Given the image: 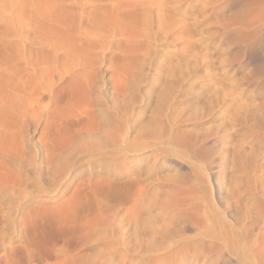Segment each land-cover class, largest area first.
<instances>
[{
  "label": "rangeland",
  "instance_id": "1",
  "mask_svg": "<svg viewBox=\"0 0 264 264\" xmlns=\"http://www.w3.org/2000/svg\"><path fill=\"white\" fill-rule=\"evenodd\" d=\"M217 1L0 0V264H264V0Z\"/></svg>",
  "mask_w": 264,
  "mask_h": 264
},
{
  "label": "bare ground",
  "instance_id": "2",
  "mask_svg": "<svg viewBox=\"0 0 264 264\" xmlns=\"http://www.w3.org/2000/svg\"><path fill=\"white\" fill-rule=\"evenodd\" d=\"M45 1V0H44ZM50 1V0H49ZM48 0H47V2H49ZM219 1V0H218ZM217 1V2H218ZM221 1V0H220ZM231 1V0H230ZM234 1V0H233ZM239 1V0H238ZM241 1V0H240ZM245 1H247V0H245ZM254 2H258V0L256 1V0H253ZM262 1V0H261ZM30 2V1H29ZM223 2V1H222ZM225 2V1H224ZM228 2H229V0H228ZM242 2V1H241ZM243 2H244V0H243ZM242 2V3H243ZM247 2H250V1H247ZM110 3V2H109ZM234 3V2H233ZM251 3V2H250ZM253 3V2H252ZM259 3V2H258ZM262 3H263V1H262ZM49 4H50V2H49ZM105 4V3H104ZM112 4V3H111ZM151 4V3H150ZM232 4V3H231ZM249 4V3H248ZM247 4V5H248ZM261 4V3H260ZM27 8L28 9H30V8H32V5H33V3H27ZM52 4H50V6H51ZM119 5V4H118ZM112 5L113 7L110 9V10H108V7H107V9H105L104 10V12L103 13H105V15L107 16V19L106 18H100V16H99V18H96V17H98L96 14H91V15H93L92 16V19H91V22H92V25H98V26H101L102 24H103V26H107V23H112L113 21H110V20H108L109 19V16L111 15L113 18H117V16H119L121 13V5ZM219 5V4H218ZM243 5V4H242ZM254 5L256 6L257 5V7L259 6L257 3H254ZM253 5V6H254ZM43 6V5H42ZM46 6H48L47 4H46ZM53 6V5H52ZM52 6H51V8H52ZM107 6V5H106ZM109 6V5H108ZM255 6H254V8L251 10L250 9V11H251V15H252V12H253V10L255 9ZM264 6V5H263ZM53 7H55V6H53ZM103 7V6H102ZM220 7V6H219ZM249 7H252V5L250 6V4H249V6L248 7H246V9H248ZM262 7V6H261ZM41 9V8H40ZM56 9V8H55ZM258 9H261V8H258ZM262 9H264V7L262 8ZM261 9V10H262ZM54 10V9H53ZM99 10V9H98ZM108 10V11H107ZM217 10V9H216ZM257 10V9H256ZM255 10V11H256ZM30 11H31V9H30ZM60 11H61V9H60ZM103 10H101V12H102ZM249 11V10H248ZM250 11H249V13H250ZM258 11V10H257ZM52 12V9H51V11H50V13ZM124 12V11H123ZM128 12H130V11H128ZM262 12H263V10H262ZM102 13V14H103ZM134 13V12H133ZM254 13V12H253ZM256 13L257 12H255L254 14V16H256ZM258 13H261V11L260 12H258ZM257 13V14H258ZM263 14H264V12H263ZM122 15V14H121ZM251 15H249V16H251ZM262 15V14H261ZM135 16V15H134ZM170 16V15H169ZM246 16V15H245ZM253 16V15H252ZM251 16V17H252ZM45 17V16H44ZM44 17H42L41 18V20L42 21H48V24H49V29H47V31H45L42 35H40V38H42V39H45V40H48V39H51V38H58V37H60V38H62V39H66L67 38V33L66 32H64L63 31V26H61L62 28V31H60L59 29H57V30H55L54 28H53V26L54 27H56V26H58L59 24H55L54 25V23L55 22H57V20L55 21V20H52V19H50L49 17H46V18H44ZM122 17V16H121ZM257 18V20L258 19H260V18H262V17H260V18H258L259 16H256ZM128 18V17H127ZM130 18V17H129ZM128 18V19H129ZM132 18H134L133 16H132ZM244 18V17H243ZM247 18H248V16H247ZM250 18V17H249ZM248 18V19H249ZM253 18H255V17H253ZM253 18H251V19H253ZM264 18V17H263ZM241 19V18H240ZM239 19V20H240ZM244 19H246V18H244ZM133 20V19H132ZM135 20V19H134ZM134 20H133V22H134ZM247 20V19H246ZM256 20V21H257ZM261 20V19H260ZM90 21V20H89ZM88 21V22H89ZM101 21H102V24H101ZM245 21V20H244ZM249 21H250V19H249ZM263 21H264V19H263ZM262 21V22H263ZM129 22H131V18H130V21ZM179 22H182V21H179ZM233 22H235V21H233ZM238 22V24H239V21H237ZM237 22H236V24H237ZM250 22H252V20L250 21ZM250 22H249V24H250ZM253 22H255V20L253 21ZM261 22V23H262ZM58 23V22H57ZM132 23V22H131ZM245 23H247V22H245ZM245 23H244V25H245ZM257 23V22H256ZM99 24H101V25H99ZM130 24V23H129ZM241 24H243V23H240L239 25V29L241 28ZM253 24V23H252ZM258 24H259V21H258ZM258 24H256V25H253L254 27H256ZM132 25H134L133 27H135L136 25L135 24H133L132 23ZM131 25V26H132ZM191 25V24H190ZM231 25V24H230ZM244 25H242V27L244 26ZM45 26V25H44ZM65 26V25H64ZM248 26H250V25H248ZM260 26H261V24H260ZM263 26V25H262ZM66 27V26H65ZM228 27H229V25H228ZM251 27L252 26H250L249 28L248 27H246L245 26V28H248V30L249 29H251ZM225 28V27H224ZM253 28V27H252ZM256 28H258V27H256ZM261 28H263V27H261ZM260 28V29H261ZM65 30H67V28H64ZM229 29V28H228ZM238 29V30H239ZM69 30V29H68ZM67 30V31H68ZM243 30H245V29H243ZM247 30V29H246ZM245 30V31H246ZM258 30H259V28H258ZM257 30V31H258ZM241 31H242V29H241ZM239 32V33H242V32H244V31H242V32ZM250 31V30H249ZM249 31H248V33H249ZM255 31H256V29H255ZM260 31V30H259ZM234 32H238V31H234ZM262 32V31H261ZM260 32V33H261ZM238 33V34H239ZM250 33H251V31H250ZM247 34V36L246 35H244L245 37H243V38H245L246 40L248 39V41L249 40H251V39H253V36L256 34V32H254L253 33V31H252V34ZM258 33V32H257ZM92 34V33H91ZM132 34V33H131ZM262 34V33H261ZM260 34V35H261ZM132 35H134V34H132ZM132 35H131V37H132ZM233 34L231 33V36H232ZM256 35H258V34H256ZM228 36V35H227ZM235 37H236V35H234ZM239 36V35H238ZM237 36V39L238 38H241V37H238ZM242 36V35H241ZM259 36V35H258ZM258 36H256L254 39H256ZM69 37V36H68ZM135 37V36H134ZM250 37H251V39H250ZM262 37V36H261ZM72 38V37H71ZM231 38V37H230ZM229 38V39H230ZM234 38V37H233ZM242 38V39H243ZM131 39V38H130ZM132 39H133V37H132ZM232 39V38H231ZM234 39H236V38H234ZM233 39V40H234ZM245 39H243V41H245ZM253 39V40H254ZM260 39V38H259ZM72 40H74V39H72ZM240 40V39H239ZM238 40V41H239ZM258 40V39H257ZM256 40V41H257ZM261 40V39H260ZM259 40V41H260ZM264 39H262L261 41H263ZM79 41V40H78ZM133 41V40H132ZM237 40H236V42H238ZM255 41V40H254ZM247 42V41H246ZM251 42V41H250ZM250 42L247 44V47H248V45H250ZM253 42V41H252ZM77 43V42H76ZM234 43V42H233ZM238 43H242V40H241V42L239 41ZM244 43V42H243ZM257 43V42H256ZM256 43H254V48L256 47L255 46V44ZM32 44V43H31ZM237 44V43H236ZM261 44V43H260ZM259 44V45H260ZM262 44H264V43H262ZM34 45V44H33ZM238 45V44H237ZM244 44H241L240 46H243ZM257 45H258V43H257ZM245 46V45H244ZM252 46V45H251ZM257 47H259V46H257ZM34 48V47H33ZM245 48H246V46H245ZM251 48V47H250ZM253 48V49H254ZM31 49V48H30ZM54 49V48H53ZM33 51V50H32ZM38 53H40V52H38ZM43 53V52H42ZM45 54V53H44ZM43 54V55H44ZM46 56V55H45ZM75 84L76 85H72L71 86V91H72V95H74V90L76 89V88H79V86H83V88L85 89V85L82 83V82H79V83H76L75 82ZM80 84V85H79ZM78 85V86H77ZM84 89H83V91H84ZM80 90H82V88H80L79 89V91ZM79 91H77V92H79ZM77 92L75 93V94H77ZM82 92V91H81ZM75 96V95H74ZM77 102H79V99L77 98ZM259 107V106H258ZM261 108V107H260ZM264 108V107H263ZM251 112V111H250ZM249 111L248 112H244V116L242 117L241 116V118H242V120L243 121H245L246 123L247 122H252V121H256L257 119H254V118H263L264 119V110L262 109V111L260 110V109H258L257 108V113H256V115L258 114L259 116L257 117V116H255V114H253V113H255V112H251L250 113ZM243 113V112H242ZM261 116H263V117H261ZM262 119V120H263ZM258 121H260V119L258 120ZM263 123H264V121H262ZM261 122V123H262ZM248 123V124H249ZM262 123V124H263ZM257 124H258V122H257ZM262 124L261 125H259L260 126V128L262 127ZM248 127H249V125H248ZM250 127H252V126H250ZM249 127V128H250ZM263 127H264V125H263ZM252 128H254V127H252ZM251 128V129H252ZM256 128H259V127H256ZM256 130V129H255ZM254 130V131H255ZM260 130H262V128L260 129ZM259 131V130H258ZM257 131V132H258ZM256 132V131H255ZM259 179V178H258ZM257 183V182H256ZM251 189H253L252 191L254 192V194L256 195V196H259V197H262V198H264V186H261V187H259V186H257L256 184H254V185H252V187H250ZM232 198L231 199H233V201H234V203H235V205H237V206H239L240 204H241V201H242V196H243V192L241 191V190H239V191H234V192H232L231 193V195H230ZM205 204H207V203H205ZM205 207V209H206V206H204ZM211 207V206H210ZM229 208V207H228ZM208 209H209V207H208ZM258 209V208H257ZM263 209V208H262ZM243 210V209H242ZM203 211H204V209H203ZM211 212H213L212 210H210ZM256 212H257V210H255ZM179 214H181V213H179ZM184 215V214H183ZM182 214H181V216H183ZM180 216V217H181ZM184 216H186V214L184 215ZM213 216V215H212ZM253 217H254V215L251 213V211L248 209V208H246L245 210H244V212H243V215H241L240 216V218L236 221V225H237V227L239 228V230H240V232L238 231V228H237V230L235 229L234 230V228H232V227H230L229 228V226L228 225H225V224H223V223H221V222H223V221H221L220 219H219V223H217L216 222V220L215 219H211L210 217V219L209 218H206L205 219V221L203 222V225H204V228H205V226H206V228H205V232H204V234H205V236H207L209 239H211V241H213L214 243L213 244H210V246L208 247V249H205L204 251H202V252H198V253H196V254H194L193 255V257L195 258V259H201V258H209V255L212 253V252H215V250H217V249H222V250H226L227 248H230V243H231V237L233 236V238L235 239V237H239L240 235L242 236L243 234L244 235H247L248 234V232H249V227H247V223H251L252 221H253ZM257 217V220L256 221H259V222H261V221H263V225H264V211L262 210V211H260V209H259V212H258V215L256 216ZM185 219H187L186 217H185ZM188 219L189 220H191V217H188ZM201 223H202V221H200ZM211 223V224H210ZM232 228V229H231ZM240 234H239V233ZM242 233V234H241ZM233 239V240H234ZM236 240H234L232 243H233V245L234 246H237V244L238 243H235L234 244V242H235ZM237 242V241H236ZM233 245H232V249L234 248L233 247ZM229 250V249H228Z\"/></svg>",
  "mask_w": 264,
  "mask_h": 264
}]
</instances>
